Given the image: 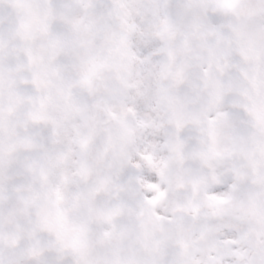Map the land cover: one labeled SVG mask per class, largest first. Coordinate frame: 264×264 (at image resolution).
Segmentation results:
<instances>
[{"label":"snow or ice","instance_id":"6c2138e0","mask_svg":"<svg viewBox=\"0 0 264 264\" xmlns=\"http://www.w3.org/2000/svg\"><path fill=\"white\" fill-rule=\"evenodd\" d=\"M0 264H264V0H0Z\"/></svg>","mask_w":264,"mask_h":264}]
</instances>
